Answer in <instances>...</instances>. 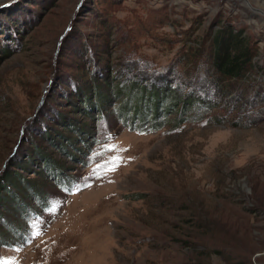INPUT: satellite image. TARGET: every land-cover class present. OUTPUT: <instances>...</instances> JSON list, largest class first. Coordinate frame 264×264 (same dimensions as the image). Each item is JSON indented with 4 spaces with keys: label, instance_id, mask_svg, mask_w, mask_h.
<instances>
[{
    "label": "rangeland",
    "instance_id": "1",
    "mask_svg": "<svg viewBox=\"0 0 264 264\" xmlns=\"http://www.w3.org/2000/svg\"><path fill=\"white\" fill-rule=\"evenodd\" d=\"M16 1L0 0V261L264 264V0ZM228 24L259 71L226 90L227 120L194 121L184 85L155 103L171 85L141 74L205 76Z\"/></svg>",
    "mask_w": 264,
    "mask_h": 264
},
{
    "label": "trees",
    "instance_id": "2",
    "mask_svg": "<svg viewBox=\"0 0 264 264\" xmlns=\"http://www.w3.org/2000/svg\"><path fill=\"white\" fill-rule=\"evenodd\" d=\"M19 1L20 0L16 2ZM244 34V30H237L230 24L222 26L219 30H216L211 38L212 40L209 49L202 50L203 56L206 59V62L205 64H202V67L205 66V68H207L209 72L205 76H197L194 78V80H190L189 85L183 83L182 80L186 77V73L181 72L178 74L176 72L177 68L175 69V71H173L171 76L169 74V70H166V68H164L165 70L163 69L164 71H159L156 68L151 70L146 69L141 74V78L144 82L150 81L152 82L151 84L155 83L157 84V86L158 84H160V82H163V84L165 83V85L170 83L171 85L167 90L165 98L166 100L161 99L164 92H160L161 95L158 96V92H156L157 87L154 88L155 90L152 94V100L155 101V103H162L163 100L164 108H168L169 106L171 107V105L175 104L177 100L182 101L185 98H180L177 95V93H181L180 89L178 88L184 85L185 91H188L191 88V92L199 93L198 95L201 98L200 100H202L200 101L199 99H197L199 103L193 102L192 105L195 104V107L197 104H199V107L204 108V111H202L203 113H201L200 109L195 111L194 107H192V110L188 112V114L190 115H197L194 121L211 120L216 122V124H221L225 122L227 119L222 120V117L220 118L219 116L215 115V109L222 106L224 103L223 101H225L227 98H229L230 95L234 93H229L226 90L234 89L235 92L237 90L238 92H240L244 84L250 82L248 81L249 77L259 71V68L256 63L258 49L255 47V45H253V42L251 41L250 37H247ZM7 53H9V51H7ZM99 70L101 69H98V71ZM160 73H168L169 78L161 75L158 79L157 75H159ZM171 79H174V82H172V84L170 82ZM64 84L65 82L61 80L59 81V86L64 87ZM74 87H76V85H74ZM155 94H157V96ZM197 98L199 97L197 96ZM192 101L194 100H185L186 106H189ZM235 105L237 106L236 102ZM163 107H161V105L159 106V108ZM138 109L139 110L137 111L139 112L141 108ZM154 113L156 115V109H154ZM252 113L254 112L252 111ZM253 116L254 118L252 120L256 121L255 123L262 122V120H260V112L258 114L255 113ZM141 117L143 118L142 115ZM245 117L246 114L243 115V118ZM181 123L182 120L180 119L174 124L180 126ZM234 123L242 124L241 121H236ZM177 126L175 127V129H178ZM159 128L161 127L158 126L152 129L154 131H158L160 130ZM13 176H10L8 181H14L15 178H13Z\"/></svg>",
    "mask_w": 264,
    "mask_h": 264
},
{
    "label": "snow or ice",
    "instance_id": "3",
    "mask_svg": "<svg viewBox=\"0 0 264 264\" xmlns=\"http://www.w3.org/2000/svg\"><path fill=\"white\" fill-rule=\"evenodd\" d=\"M112 151H115L116 149L115 148H113V149H111ZM112 171H115V168H112L111 169ZM0 264H15V262H13V261H0Z\"/></svg>",
    "mask_w": 264,
    "mask_h": 264
},
{
    "label": "water",
    "instance_id": "4",
    "mask_svg": "<svg viewBox=\"0 0 264 264\" xmlns=\"http://www.w3.org/2000/svg\"><path fill=\"white\" fill-rule=\"evenodd\" d=\"M264 256V251L262 252V253H258V254H256L255 255V260L257 259V258H260V257H263Z\"/></svg>",
    "mask_w": 264,
    "mask_h": 264
}]
</instances>
